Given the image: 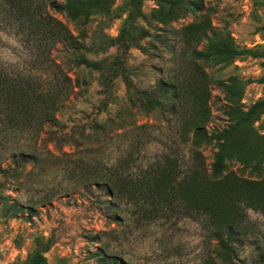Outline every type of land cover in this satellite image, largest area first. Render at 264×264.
Wrapping results in <instances>:
<instances>
[{
    "label": "rangeland",
    "instance_id": "374dc122",
    "mask_svg": "<svg viewBox=\"0 0 264 264\" xmlns=\"http://www.w3.org/2000/svg\"><path fill=\"white\" fill-rule=\"evenodd\" d=\"M48 1L0 0V264H259L264 216L220 229L210 165L220 147L215 179L264 177V0H106L82 52L100 70L32 26ZM195 116L225 131L201 158Z\"/></svg>",
    "mask_w": 264,
    "mask_h": 264
},
{
    "label": "trees",
    "instance_id": "16d2710c",
    "mask_svg": "<svg viewBox=\"0 0 264 264\" xmlns=\"http://www.w3.org/2000/svg\"><path fill=\"white\" fill-rule=\"evenodd\" d=\"M8 8L12 13H34L35 8L31 5L27 7L23 6L26 0H5ZM47 10L54 14H65L69 20L73 23V28H69L61 20L57 19L48 12H45V17L42 19L31 21L32 26L42 29L41 33L46 36L51 46L57 44H65L70 51V57H72L78 65H84L89 68L100 70L98 66L89 63L82 52L85 50L86 32L91 24L89 9L99 8L105 10L107 6L106 0H62V3L55 0H49L46 2ZM36 10H38L36 8ZM30 22V21H29ZM121 60H117L113 64V69L119 70V75L127 81V74L124 69L121 68ZM4 80H9L10 83L15 82V79L8 78L6 76H0ZM169 90H174V86L171 84ZM259 109L264 115V94L263 98L258 101L253 110ZM175 108L171 107V111ZM201 119V118H200ZM198 117L191 119L188 123L189 135L193 152L195 157L202 156L199 151V147L202 142L209 144L212 140H216L222 136L225 131L208 133L200 125ZM219 151L222 148H218ZM219 151L213 155L212 163L210 165V177L212 189L216 188L224 198L223 208L212 210V216L217 221V226L228 233L235 231L236 217L239 219V225L243 223L247 210H252L260 213L264 216V177L257 181H245L235 178L233 174H226L220 178L215 179L214 176H218L219 169L223 168V159L219 155ZM241 204V207L238 206ZM238 226V225H237ZM258 263L264 264V253H261L258 257ZM44 259L36 253L29 264H43Z\"/></svg>",
    "mask_w": 264,
    "mask_h": 264
}]
</instances>
